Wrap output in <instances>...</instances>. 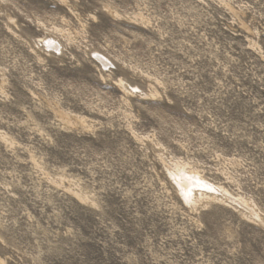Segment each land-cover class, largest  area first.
<instances>
[{
	"label": "rangeland",
	"instance_id": "obj_1",
	"mask_svg": "<svg viewBox=\"0 0 264 264\" xmlns=\"http://www.w3.org/2000/svg\"><path fill=\"white\" fill-rule=\"evenodd\" d=\"M0 264H264V0H0Z\"/></svg>",
	"mask_w": 264,
	"mask_h": 264
},
{
	"label": "bare ground",
	"instance_id": "obj_2",
	"mask_svg": "<svg viewBox=\"0 0 264 264\" xmlns=\"http://www.w3.org/2000/svg\"><path fill=\"white\" fill-rule=\"evenodd\" d=\"M179 175L178 178H176L173 173H169V175L172 177H175V181L176 183H178V186L180 187L179 189L183 190L184 193H188L190 191V189H192L193 187V183H196L198 185V183H201V180L203 181V179H200V177H198L196 174L190 173L187 174V172H185L184 170H178L177 172ZM173 179V180H174ZM203 183V182H202ZM205 183V182H204ZM207 183V182H206ZM195 185V184H194ZM205 185V184H204ZM206 186V185H205ZM204 186V187H205ZM200 187V186H198ZM197 188V187H196ZM195 189V188H194ZM193 189V190H194ZM203 191V190H202ZM200 192V191H199ZM182 193V191H181ZM211 196V195H209ZM188 197V196H186ZM207 197V196H206ZM191 199V198H190Z\"/></svg>",
	"mask_w": 264,
	"mask_h": 264
}]
</instances>
